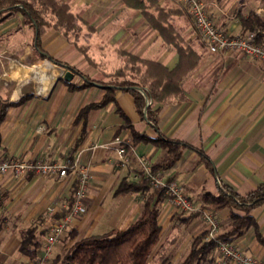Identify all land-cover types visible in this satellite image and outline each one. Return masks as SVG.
<instances>
[{
	"label": "crops",
	"instance_id": "obj_1",
	"mask_svg": "<svg viewBox=\"0 0 264 264\" xmlns=\"http://www.w3.org/2000/svg\"><path fill=\"white\" fill-rule=\"evenodd\" d=\"M57 1L67 4L81 20L93 24L84 34L88 37L84 46L52 27L41 35L43 53L80 72L73 74L71 83L83 84L81 74L97 82L102 74L126 66L124 53L159 63L168 70L177 66L179 54L175 46L165 42L140 10L127 7L121 0ZM224 1L205 2L215 24L230 34L245 32L240 15L254 12L264 18V2ZM157 2L171 11L170 21L185 46L193 50L196 62L193 61V67L181 77L178 91L168 87L164 98L169 102L146 100L155 115L156 128L149 121L146 108L144 114H140L131 93L123 89H116L115 101L90 110L85 120L79 119L82 107L101 100L103 87L94 83L70 90L65 79L59 76L67 68L37 50L36 31L20 13L0 22V102H17L29 96L21 104L10 107L0 123V159L42 157L62 161L74 143L81 140L72 154L75 167L64 177L35 174L17 180L9 175L0 177V208L13 213L14 222L25 221L27 224L21 225L38 229L37 221L49 218V208L59 210L68 205L77 175L86 171L89 177L83 198L86 212L74 221L70 231H76L78 237H86L125 229L132 224L140 216L144 200L152 189L144 193L116 194L117 187L122 180L138 182L143 174L141 157L157 165L167 156L165 148L134 140L132 131L150 138L161 134L191 146L183 147L176 162L162 170L169 179L176 180L193 201L203 204L205 193L217 194L219 189L245 195L264 182V61L239 52L210 53L190 15L181 9L183 5L176 0ZM119 145H125L129 155L124 166L117 165ZM199 150L207 158L209 167ZM157 202L161 231L156 248L161 245L163 249L164 240L171 246L173 241L166 237L174 238L178 228L193 238L205 232V223L199 214L184 221L181 219L188 215H178L164 195ZM229 213L227 208L216 212L221 233L230 228ZM249 214L264 238V204L253 208ZM6 221L8 226L10 222ZM1 241L0 262L4 264H34L44 252L45 238L37 250L36 260L19 251L21 238L8 236ZM232 242L264 264V245L257 240L253 226Z\"/></svg>",
	"mask_w": 264,
	"mask_h": 264
},
{
	"label": "trees",
	"instance_id": "obj_2",
	"mask_svg": "<svg viewBox=\"0 0 264 264\" xmlns=\"http://www.w3.org/2000/svg\"><path fill=\"white\" fill-rule=\"evenodd\" d=\"M121 1L129 8L140 10L150 26L159 33L165 42L175 46L179 54L177 66L168 70L159 63L138 58L130 53H124L127 57V65L116 69L109 75L120 79L124 75L127 76L126 72H129L132 75L130 80L122 79L121 81H115V83L113 81L102 83L92 81L88 76L81 75L84 78V82L81 85H75L71 83V80H65V82L70 90L86 88L94 83L104 89V94L100 101L91 102L81 108L78 114L79 119L85 120L90 110L102 108L109 102L115 101L116 89H123L131 93L140 114L143 115V110L146 108V115L156 128L155 115L150 110L149 104L146 105V100L151 99L155 103L169 102L164 98V95L169 92V86L171 90H173L172 88L179 90L181 77L193 67V61H195L193 59V50L189 46H185L181 37L176 33L169 18L171 11L160 7L157 0ZM259 1L264 2V0ZM15 13H20L24 21L35 29L34 41L40 53H43L40 38L46 28L52 27L66 37L71 35L74 38L73 42L76 43L81 31V23H86L72 13L67 4L57 0H0V22ZM239 20L243 30L245 32L256 31V41L264 45V18L254 12H248L246 16L240 15ZM43 54L55 64L66 67L73 73L79 72L74 67L45 53ZM163 80L166 82H162ZM139 90H142L145 95ZM28 97V95L23 96L17 102H0V123L10 107L21 104ZM121 114L125 116L123 113ZM132 136L136 141L150 142L167 149L166 158L161 163L153 165L152 171L169 168L181 156L183 147H191L184 142L167 139L161 134L156 138H150L146 134L132 131ZM80 141L79 138L74 143L67 154V158L73 159L72 154L77 150ZM198 152L206 160L209 167L210 165L204 153L201 150ZM149 189L148 179L143 180L141 183L122 180L116 189V194L129 191L144 193ZM72 193L73 189L70 193L68 205L72 201ZM162 195V190L152 189L144 200L140 216L128 227L125 229H113L104 234L83 237L76 241L63 255L57 254L49 264H147L150 253L159 240L161 231L157 221V201ZM202 201V208L204 209L217 211L223 208L230 209L231 228L219 234L218 238L232 242L241 236L246 228L253 226L257 240L264 245V238L261 236L257 223L253 216L249 214L253 208L264 204V182L245 195H238L230 189H219L217 194L205 193L202 196ZM62 215V212L56 213L51 220L58 219ZM196 215L198 213H191L181 220L189 221ZM48 226L40 232L37 231V227L23 229L21 231L19 251L29 259L36 260L37 250L41 248L42 239L45 238ZM69 235L73 238L77 233L72 230ZM214 247L215 242L213 240H205V232H203L193 238L189 253L183 261L169 264H199L200 260L206 258L212 263L213 258L209 257V255L214 250Z\"/></svg>",
	"mask_w": 264,
	"mask_h": 264
},
{
	"label": "built area",
	"instance_id": "obj_3",
	"mask_svg": "<svg viewBox=\"0 0 264 264\" xmlns=\"http://www.w3.org/2000/svg\"><path fill=\"white\" fill-rule=\"evenodd\" d=\"M176 1L187 9L194 28L210 53L239 52L242 55L264 61V45L256 41V31L230 34L215 24L207 11V3L204 0ZM117 154V165H126L129 161V155L125 145L117 147ZM139 161L143 171V174L137 179L139 183L148 179L150 187L155 190H162L167 203L177 212L198 213L202 217L205 223V239L215 242L214 261L216 264H263L256 256L245 253L233 242L218 238L219 219L215 211L204 209L202 203L189 198L181 185L176 180L169 179L165 171L161 169L152 171L153 165L148 159L141 157ZM74 167L75 160L70 158L57 161L42 157L30 160L5 157L0 159V177L9 175L13 179H20L28 174L64 177L68 174V170ZM88 178L86 171H81L77 175L70 205H63L59 210L48 209L51 215L61 212L63 215L49 223L45 235L43 255L40 262L34 264H41L42 261L46 260L55 242L70 230L79 216L85 214L86 208L83 198L87 189Z\"/></svg>",
	"mask_w": 264,
	"mask_h": 264
},
{
	"label": "rangeland",
	"instance_id": "obj_4",
	"mask_svg": "<svg viewBox=\"0 0 264 264\" xmlns=\"http://www.w3.org/2000/svg\"><path fill=\"white\" fill-rule=\"evenodd\" d=\"M207 1V0H205ZM231 0H227V3H229ZM221 3H225V1H221ZM235 5V4H234ZM181 9L186 12V15L189 16L188 12H187V9L183 6H180ZM234 7H239L238 5H235ZM74 13L75 15H79L77 14L76 12H72ZM91 22L87 21L85 24L81 23V32L79 33V37H78V43H80V45H85L87 44V39L88 37H85V32L88 31L89 29L92 28L91 26ZM93 25V24H92ZM69 39H71V41L73 40L74 41V38L73 36H69ZM90 43V42H89ZM91 45H93V42L91 43ZM87 51H88V48L86 47V54H87ZM90 52V51H89ZM89 54V53H88ZM92 55V54H90ZM90 61L93 63V59L91 56H89ZM89 61V60H87ZM89 61V62H90ZM124 67V66H123ZM122 67V68H123ZM68 70V69H67ZM66 70V71H67ZM81 70V69H80ZM115 69H113L112 71L114 72ZM65 71V72H66ZM65 72H61L60 73V77L63 78L64 76V73ZM76 73V72H74ZM73 73V74H74ZM79 73V72H78ZM127 73V76L124 75L122 78L118 79V78H115V77H112L110 76L109 74H102L101 78H99V81L97 82H102V83H108V82H114L115 81H121L122 79H131L132 78V75L129 73V72H126ZM82 75V74H81ZM84 76H88V75H84ZM89 79H91L92 81H96L94 78H92L91 76H88ZM64 79V78H63ZM148 105V103H147ZM17 180V179H16ZM150 186V185H149ZM151 188V187H150ZM152 189V188H151ZM0 199H1V196H0ZM229 211L230 209L227 208ZM213 210V209H211ZM48 211V210H47ZM215 212H217V210H213ZM219 211V210H218ZM47 214L49 215V218H44V219H40L37 221V225L39 226V228L37 229L38 232H40L41 230L45 229L51 219H52V215L49 214V211L47 212ZM178 215H189V214H184V213H180L178 212ZM13 213L9 212V211H5L3 210L2 208H0V242H2L1 240H4V238L6 237H12L13 239L15 238H21L22 236V233H21V230L22 229H26V225H21V224H27L25 221H20L18 220V222H14V219H13ZM5 219V220H4ZM8 220L10 222V224L7 226L6 223ZM22 227V228H21ZM230 228H231V220H230ZM229 228V229H230ZM219 229H220V224H219ZM226 232V231H225ZM177 233V234H176ZM224 233V232H223ZM176 236L174 238H172V236H167L166 239H169V240H172L173 243L171 246H168L166 245V243L163 241V249H161V245H159L157 248H156V245L153 247L151 253H150V256L147 260V264H169V263H172L171 261H173V263H178V262H181L185 259V257L188 255L189 253V250H190V245H191V242L193 240V235H188L187 234V231H182L181 229H177V231L175 232ZM173 234V235H175ZM218 234H221L220 230L218 231ZM81 238L83 237H78V235H74V237L72 238L70 235H69V232L64 236H61L57 242H55V244L53 245L52 247V251L51 253L48 255L47 259L42 261L41 264H49L50 261L57 255H63L65 252H67V250L78 240H80ZM172 238V239H171ZM163 239V238H162ZM206 240V239H205ZM158 243V242H157ZM3 243L0 244V246L2 245ZM156 249V250H155ZM164 250V252H163ZM214 251V250H213ZM213 251L210 253L209 257L213 258ZM43 255V254H42ZM40 258H38V260H36V262H40ZM0 264H4V263H1ZM199 264H216L215 261H214V258H213V262H209L208 258L206 259H203V260H200Z\"/></svg>",
	"mask_w": 264,
	"mask_h": 264
},
{
	"label": "water",
	"instance_id": "obj_5",
	"mask_svg": "<svg viewBox=\"0 0 264 264\" xmlns=\"http://www.w3.org/2000/svg\"><path fill=\"white\" fill-rule=\"evenodd\" d=\"M63 78L67 81H70L72 78H73V72L71 70H67L65 73H64V76Z\"/></svg>",
	"mask_w": 264,
	"mask_h": 264
}]
</instances>
